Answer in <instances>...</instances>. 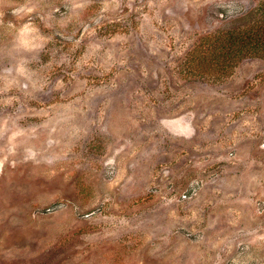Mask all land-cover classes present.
Returning a JSON list of instances; mask_svg holds the SVG:
<instances>
[{
  "label": "rangeland",
  "instance_id": "rangeland-1",
  "mask_svg": "<svg viewBox=\"0 0 264 264\" xmlns=\"http://www.w3.org/2000/svg\"><path fill=\"white\" fill-rule=\"evenodd\" d=\"M258 22L0 0V264H264V51L224 71L209 39Z\"/></svg>",
  "mask_w": 264,
  "mask_h": 264
},
{
  "label": "trees",
  "instance_id": "trees-1",
  "mask_svg": "<svg viewBox=\"0 0 264 264\" xmlns=\"http://www.w3.org/2000/svg\"><path fill=\"white\" fill-rule=\"evenodd\" d=\"M259 23L260 22L250 28L241 27L230 30L221 34L219 37H209V39L213 38V40H215V46L210 47L212 52L210 59L217 57L218 60L215 61H219L221 70L225 71L232 65L234 59H236L240 53H247L246 49L252 51V53L255 51H264V29ZM249 33L252 36L251 41H253V44L250 43ZM211 65L212 64L207 62L204 64V68L208 69Z\"/></svg>",
  "mask_w": 264,
  "mask_h": 264
}]
</instances>
